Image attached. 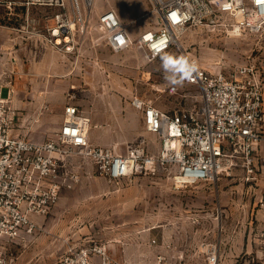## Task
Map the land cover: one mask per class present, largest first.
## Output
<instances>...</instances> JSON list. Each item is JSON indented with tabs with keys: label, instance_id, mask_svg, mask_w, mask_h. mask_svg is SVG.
Wrapping results in <instances>:
<instances>
[{
	"label": "rangeland",
	"instance_id": "rangeland-1",
	"mask_svg": "<svg viewBox=\"0 0 264 264\" xmlns=\"http://www.w3.org/2000/svg\"><path fill=\"white\" fill-rule=\"evenodd\" d=\"M109 7L116 10L134 37L159 26L152 0H95L89 17V37L83 43L82 54L72 58V73L41 75L24 70L42 66L44 56L49 54L57 56L61 64L69 63L43 35L46 15L56 9L38 6L28 11L23 6L10 9L0 4L1 95L8 96L9 88L4 84H11L15 97L20 85L11 82L19 77L27 81L23 85L25 102L40 98L43 91L54 97V103L43 100L50 105H34L33 113L24 105L16 106L22 120L29 116L19 132L36 140L53 136L56 130L50 126L58 113V99V104H63L62 115L68 102L88 112L91 139L94 132L99 139H105L102 144L114 146L119 153L145 141L147 151L155 153L160 139L146 129L141 111L131 103L132 96L139 95L166 111L195 107L200 88L184 83L182 78L190 58L213 70L256 61L264 74L261 33L235 34L201 26L179 34L170 50L157 58H145L136 47L116 52L104 42V29L98 22L99 13ZM32 18L40 34L28 33ZM96 39L100 45L92 43ZM18 67L23 69L21 74H17ZM174 84L178 93L170 94L168 88ZM44 116L49 117L47 124H43ZM261 145L258 150L262 148L264 154V142ZM72 166L79 171V181L62 192L53 210L39 219L33 233L7 246L10 264H61L72 245L94 244H105L118 261L128 258L144 263L154 261L159 252H171L167 243L185 264H206L203 243L207 241L219 243L220 264H250L259 254L258 242L248 251L246 244L251 221L258 227L264 215L258 202L264 192L261 163L257 179L252 181H246L244 169L236 167L215 181L179 188L164 169L137 173L130 181L117 184L83 159H75ZM260 230L255 233L260 234ZM153 238L158 240V246H149Z\"/></svg>",
	"mask_w": 264,
	"mask_h": 264
},
{
	"label": "built area",
	"instance_id": "built-area-1",
	"mask_svg": "<svg viewBox=\"0 0 264 264\" xmlns=\"http://www.w3.org/2000/svg\"><path fill=\"white\" fill-rule=\"evenodd\" d=\"M158 13V27L134 37L116 10L109 7L98 15L104 42L114 51L131 47L147 59L165 55L179 34L195 27L222 28L227 33L264 34V0H152ZM10 9L43 6L56 11L46 15L44 37L64 56L79 57L89 37V17L95 0H0ZM29 17V16H28ZM28 22L30 19L26 18ZM31 35L40 34L31 19ZM99 39L92 43L100 45ZM183 80L200 88L195 107L166 111L134 95L132 105L141 111L149 132L160 139L159 150L147 151L145 141L119 153L109 144L91 139V118L78 105L64 107L59 130L48 139L36 140L19 132L24 124L12 102V90L1 95L0 85V264H10L7 246L33 233L39 219L47 216L65 189L79 181L75 159L92 163L97 172L117 184L137 173L167 170L177 188L200 181H215L236 167L245 180L257 179L258 164L264 173V154H256L264 142V74L256 61L213 70L190 58ZM10 88V85H5ZM178 93L177 85L168 88ZM264 211V192L258 201ZM258 237L259 254L250 264H264V226ZM153 238L149 246H158ZM159 252L154 261H118L105 244L72 245L61 264H185L173 251ZM206 264H220L218 242H204Z\"/></svg>",
	"mask_w": 264,
	"mask_h": 264
},
{
	"label": "crops",
	"instance_id": "crops-1",
	"mask_svg": "<svg viewBox=\"0 0 264 264\" xmlns=\"http://www.w3.org/2000/svg\"><path fill=\"white\" fill-rule=\"evenodd\" d=\"M65 57L68 58V60H69L68 64H66V63L65 64H61L57 60V56H55V55H51V54L45 55L42 66H40V67L31 66L28 69V71H27V69H25L24 71L27 72L28 74L29 73L33 74V73L36 72V73L41 74V75H46V74H49V73H52V72H57V73L68 72V73H72V58H74V57H72V56H65ZM22 72H23V69L18 67L17 74H21ZM24 80H25V78L24 79H21L19 77L13 78V80L11 82L12 85H20L18 87L17 92L15 93L16 94L15 97H14V89L12 88V86L10 84V88L9 89L12 90L11 97H12V102H13L15 107L19 106V105H24L25 108H27V111L32 112V111H34V105H36L37 107H45L47 105H50V104L44 102L45 99H47L48 101H52L54 103V101H53L54 97L51 96L49 93H45V91H43L42 95L43 94L44 95L41 96L40 98L39 97H35V98L33 97V99H35V101H27V102H25L26 100L24 99V96H23V94H24L23 92H24L25 89H24L23 85L27 84L26 83L27 81L25 80L26 81L25 82ZM183 82L186 83L185 80H183ZM186 84H188V83H186ZM4 85H9V84H4ZM42 89L44 90L45 88L42 87ZM54 95H56V94H54ZM55 101H56V105H55L56 107L55 108L57 109L58 113L53 117L50 129L57 131V130H59V128L61 126V123L63 121V115H62L63 104L62 103L58 104V102H57V101H59L58 99L55 100ZM68 103H72V102H68ZM181 109H183V108H181ZM181 109L179 108V109H176L174 111H178V110H181ZM51 118L52 117H50V119ZM28 119H29V116H27L25 121H27ZM48 119H49L48 116H44L42 118L43 124H47V120ZM92 136H93V138H92L93 142L96 143V144H102V143L106 142L105 139H99L94 132H93ZM159 147H160V144H159ZM262 153H263V149L261 148V150L260 151L258 150L256 154L259 155V154H262ZM258 225H260V226H258ZM258 225H257L258 227L253 226L252 225V221H251V225L249 226V241L246 244V250L247 251L250 250L249 248H252L254 245H257V242H259L258 241L259 232L255 233V231L256 230H260L264 226V215H263V217L261 219V223H259ZM254 235H255V237H254ZM258 245H259V243H258ZM220 263H221V255H220ZM223 263H224V261H223Z\"/></svg>",
	"mask_w": 264,
	"mask_h": 264
}]
</instances>
